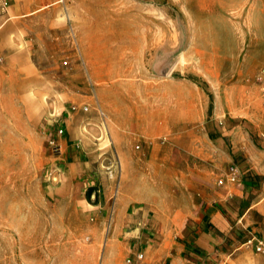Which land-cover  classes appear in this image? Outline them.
Returning a JSON list of instances; mask_svg holds the SVG:
<instances>
[{"label":"crops","instance_id":"crops-1","mask_svg":"<svg viewBox=\"0 0 264 264\" xmlns=\"http://www.w3.org/2000/svg\"><path fill=\"white\" fill-rule=\"evenodd\" d=\"M7 2L0 13V137L6 105L26 113L19 105L30 101L42 105L37 121L54 114L46 124L57 121L65 133L60 152L47 156L43 207L25 219L15 209L9 242L0 205V264H264L256 249L264 239V148L243 125L264 136L255 96L221 106L230 91L220 96L207 68L213 101L196 80L173 74L182 63L164 64L167 50H158L151 72L144 49L116 55L98 40L82 42L72 79L71 69L59 71L58 57L73 55L71 9L82 0ZM236 34L252 41L236 55L255 49L251 26ZM75 83L82 105L63 101L53 109L47 91L57 87L65 96ZM233 164L236 180L228 176ZM116 167L113 190L108 169Z\"/></svg>","mask_w":264,"mask_h":264},{"label":"rangeland","instance_id":"rangeland-1","mask_svg":"<svg viewBox=\"0 0 264 264\" xmlns=\"http://www.w3.org/2000/svg\"><path fill=\"white\" fill-rule=\"evenodd\" d=\"M74 1L78 3L79 0ZM250 26L259 37L255 49L248 55H236L238 49L252 44L250 40L236 38L239 35L236 33L241 34ZM95 40L103 50L111 44L116 55L123 50L137 54L144 49L143 63L151 68V72H154L158 50L160 53L167 50L164 64L170 67L181 62L182 68L173 74L196 80L206 90L210 101H213L214 93L206 74H202L204 68L212 72L215 91L220 96L226 95V88L230 91L221 100V106L231 100L238 104L242 97L250 94L260 102L259 107L264 113V0H82V8L75 6L71 9L73 55L58 57L59 71L63 67L71 69L73 79V60L82 62V42L89 44ZM192 46L199 54L191 51ZM211 48L223 50L224 54H202ZM68 60L72 63L67 64ZM130 77L127 72L126 78ZM58 90L56 87L47 91L46 97L54 102L53 109L63 101L74 106L82 105V87L78 83L67 91L65 89V96ZM16 106L13 103L6 105V136L0 137V205L7 209V229L11 234H8V242L15 234L9 224L19 218L14 216L15 209L21 210L25 219L35 218L30 215L32 208L43 207L40 197L46 192V161L48 153L52 152L48 135L51 125L46 123L54 114L40 122L36 116L42 113V105L33 101L19 105L28 107L26 113ZM31 112L35 119L22 122L21 116L26 119ZM244 122L254 141L264 148L261 140L264 136H259ZM3 143L6 144L5 150H2ZM108 170L115 176V190L121 169ZM7 250L12 255L14 248L8 247Z\"/></svg>","mask_w":264,"mask_h":264},{"label":"built area","instance_id":"built-area-1","mask_svg":"<svg viewBox=\"0 0 264 264\" xmlns=\"http://www.w3.org/2000/svg\"><path fill=\"white\" fill-rule=\"evenodd\" d=\"M7 0H0V13L7 7ZM264 72V70H263ZM50 136H49V145L53 152H60L61 144L59 142L60 137H62L65 133V128L62 125H59L57 121H52L50 123ZM238 166L236 164L231 165L230 170L228 172V176L231 180H236L238 178ZM251 242V240L249 241ZM257 251H264V239H261L257 246Z\"/></svg>","mask_w":264,"mask_h":264}]
</instances>
